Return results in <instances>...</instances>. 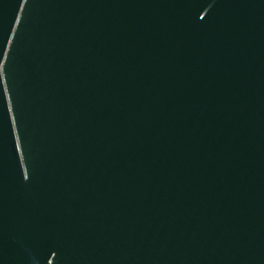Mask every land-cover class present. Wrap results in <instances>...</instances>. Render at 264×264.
Here are the masks:
<instances>
[{
    "label": "water",
    "instance_id": "1",
    "mask_svg": "<svg viewBox=\"0 0 264 264\" xmlns=\"http://www.w3.org/2000/svg\"><path fill=\"white\" fill-rule=\"evenodd\" d=\"M0 264H264V0H0Z\"/></svg>",
    "mask_w": 264,
    "mask_h": 264
}]
</instances>
